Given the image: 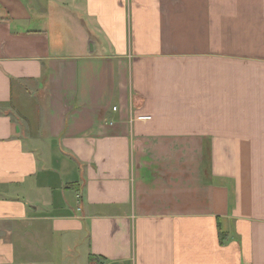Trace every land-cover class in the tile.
Returning <instances> with one entry per match:
<instances>
[{
  "label": "crops",
  "instance_id": "obj_1",
  "mask_svg": "<svg viewBox=\"0 0 264 264\" xmlns=\"http://www.w3.org/2000/svg\"><path fill=\"white\" fill-rule=\"evenodd\" d=\"M0 264H264V0H0Z\"/></svg>",
  "mask_w": 264,
  "mask_h": 264
},
{
  "label": "built area",
  "instance_id": "obj_2",
  "mask_svg": "<svg viewBox=\"0 0 264 264\" xmlns=\"http://www.w3.org/2000/svg\"><path fill=\"white\" fill-rule=\"evenodd\" d=\"M149 119L150 117H142V116L138 117V120H141V121H147Z\"/></svg>",
  "mask_w": 264,
  "mask_h": 264
}]
</instances>
